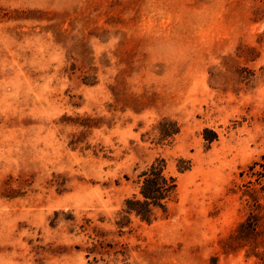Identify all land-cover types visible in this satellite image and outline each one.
Here are the masks:
<instances>
[{
	"label": "rangeland",
	"instance_id": "rangeland-1",
	"mask_svg": "<svg viewBox=\"0 0 264 264\" xmlns=\"http://www.w3.org/2000/svg\"><path fill=\"white\" fill-rule=\"evenodd\" d=\"M262 155L264 0H0V264H264ZM156 157L176 195L119 231Z\"/></svg>",
	"mask_w": 264,
	"mask_h": 264
},
{
	"label": "trees",
	"instance_id": "trees-1",
	"mask_svg": "<svg viewBox=\"0 0 264 264\" xmlns=\"http://www.w3.org/2000/svg\"><path fill=\"white\" fill-rule=\"evenodd\" d=\"M179 132V125L176 121L168 117H162L157 124V140L162 142L169 140ZM209 138V141L215 139ZM207 139V138H206ZM264 159V155L261 156ZM257 162H253L249 167L252 169ZM191 167L190 161L183 158L177 159L176 170L184 172ZM253 173H256L254 171ZM264 182V180H263ZM137 189L129 197L123 201V206L117 212V219L114 224L122 231L123 228L128 227L131 223V216L138 218L140 221L150 223L156 218V211L165 212L168 203L173 200L177 191V177L166 171V161L163 157H156L150 164H148L137 175ZM251 208L246 218L238 225L237 234L233 233L230 240L237 241L238 246L242 245L243 238L239 235L241 232L245 234L252 233L259 223L264 219V204H261L256 198L252 197ZM92 232L96 236L100 235L99 230L95 227ZM112 244L103 242V240H96L92 242L90 247L86 248L85 256L87 258L86 264H123L117 259H105L103 257L97 258L95 255L89 259L91 254L103 253L108 254L106 248H111ZM115 250L113 253H118Z\"/></svg>",
	"mask_w": 264,
	"mask_h": 264
}]
</instances>
